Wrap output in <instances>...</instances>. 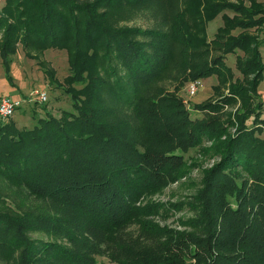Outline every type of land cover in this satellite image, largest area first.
I'll return each instance as SVG.
<instances>
[{
    "label": "trees",
    "instance_id": "16d2710c",
    "mask_svg": "<svg viewBox=\"0 0 264 264\" xmlns=\"http://www.w3.org/2000/svg\"><path fill=\"white\" fill-rule=\"evenodd\" d=\"M248 1L5 0L0 54L9 82L19 44L36 59L65 49L72 110L47 111L32 128L0 118V174L37 202L0 211V261L264 264V4ZM137 13L153 24H120ZM219 14L210 39L207 24ZM231 53L242 77L226 64ZM212 75L217 96L195 104L203 115L193 118L180 88ZM206 142L203 152L218 160L192 199L191 229L140 221L134 236L137 195L175 181L185 154ZM39 229L51 240L31 237Z\"/></svg>",
    "mask_w": 264,
    "mask_h": 264
},
{
    "label": "rangeland",
    "instance_id": "374dc122",
    "mask_svg": "<svg viewBox=\"0 0 264 264\" xmlns=\"http://www.w3.org/2000/svg\"><path fill=\"white\" fill-rule=\"evenodd\" d=\"M230 1L237 2V0ZM258 1L264 4V0ZM246 3L249 4V1L246 0ZM4 4L5 0H0V9ZM225 12L230 15L234 14L230 10H226ZM153 22V19L148 15L137 13L131 18L121 21L120 24L148 27ZM222 24L221 14L207 24L210 39L214 37L218 27ZM239 31L240 29L235 30L234 33H238ZM261 51L264 59V45L261 47ZM238 52L242 54V51ZM236 58V53H231L226 56L225 61L227 66L234 70L237 77H242L237 68ZM39 61L45 62L44 64L47 68L54 70L55 80H50L42 67V63ZM11 67L14 84H11L7 78L0 54V92L11 91V96L14 95L13 97H15L17 95V98L23 100V104L17 108L15 115L9 119L15 121L19 128H32L37 118L45 116L47 111L59 117L62 112L72 110L71 97L64 90L63 84L64 78L70 73L68 53L65 49H47L36 59L26 54L22 45L19 44L17 53L12 56ZM200 79L202 82L195 94L191 95L189 93L190 82H187L179 91L181 97L185 99L193 118L203 115L202 112L195 109V104L204 102L210 98H216L217 96V92H215V87L219 84L217 75ZM170 88L173 89V86L171 85ZM222 89L223 94L228 92V88L224 87ZM38 90H45L48 93V101H40L37 93ZM259 93L264 102V81L259 86ZM262 116L264 118V105L262 107ZM262 128V136H264V126ZM210 144V142H206L204 146L194 147L185 154L186 163L181 168L180 175L175 181L161 189H147L137 195L135 204L139 207V211H137L128 231H131L134 236H138L142 224H140V221H146L160 229L162 228L163 231L165 228L179 231L191 229L190 223L194 216L191 204L192 199L202 186L204 170L218 160L203 152L202 148ZM36 205V199L34 200L29 192L18 190V186H13L4 175L0 174V211L18 212L19 206L29 208ZM30 235L36 240L46 242L51 240L49 234L41 229L32 231ZM163 237L166 236L163 235ZM142 238L144 239L145 237ZM95 260L97 264H112L107 255H96ZM0 264L6 263L0 261Z\"/></svg>",
    "mask_w": 264,
    "mask_h": 264
},
{
    "label": "built area",
    "instance_id": "2783aa9c",
    "mask_svg": "<svg viewBox=\"0 0 264 264\" xmlns=\"http://www.w3.org/2000/svg\"><path fill=\"white\" fill-rule=\"evenodd\" d=\"M201 79L190 82L189 93L191 95L195 94L201 85ZM38 98L42 102L48 101V93L45 90L37 91ZM31 100V99H30ZM23 104L22 99L15 98L9 94L0 96V118L2 120L8 121L13 117L17 111V108Z\"/></svg>",
    "mask_w": 264,
    "mask_h": 264
},
{
    "label": "crops",
    "instance_id": "0c3cea01",
    "mask_svg": "<svg viewBox=\"0 0 264 264\" xmlns=\"http://www.w3.org/2000/svg\"><path fill=\"white\" fill-rule=\"evenodd\" d=\"M10 92H11V91H9V92H7V91H5V92H0V95H4V94L12 95V94H10ZM13 96H14V95H13ZM15 97L17 98V95H15ZM18 99H20V98H18Z\"/></svg>",
    "mask_w": 264,
    "mask_h": 264
}]
</instances>
